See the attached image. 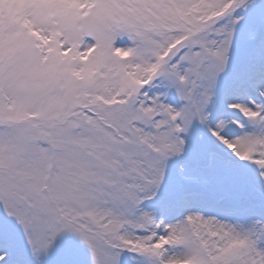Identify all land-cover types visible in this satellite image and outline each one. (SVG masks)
Listing matches in <instances>:
<instances>
[{
	"label": "snow or ice",
	"instance_id": "6c2138e0",
	"mask_svg": "<svg viewBox=\"0 0 264 264\" xmlns=\"http://www.w3.org/2000/svg\"><path fill=\"white\" fill-rule=\"evenodd\" d=\"M0 264H264V0H0Z\"/></svg>",
	"mask_w": 264,
	"mask_h": 264
}]
</instances>
